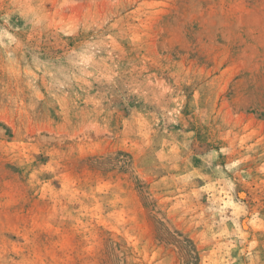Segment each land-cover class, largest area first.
<instances>
[{"label":"rangeland","instance_id":"obj_1","mask_svg":"<svg viewBox=\"0 0 264 264\" xmlns=\"http://www.w3.org/2000/svg\"><path fill=\"white\" fill-rule=\"evenodd\" d=\"M0 264H264V0H0Z\"/></svg>","mask_w":264,"mask_h":264}]
</instances>
